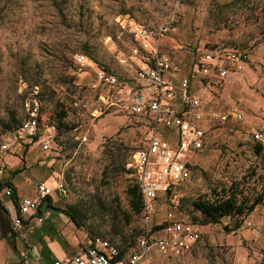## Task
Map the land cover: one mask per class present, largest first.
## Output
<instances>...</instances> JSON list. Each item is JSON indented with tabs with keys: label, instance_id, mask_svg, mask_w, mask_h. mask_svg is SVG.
<instances>
[{
	"label": "rangeland",
	"instance_id": "374dc122",
	"mask_svg": "<svg viewBox=\"0 0 264 264\" xmlns=\"http://www.w3.org/2000/svg\"><path fill=\"white\" fill-rule=\"evenodd\" d=\"M120 19L168 25L161 45L175 71V107L178 82L190 76L201 54L224 46L246 55L224 83L191 79L189 90L205 114L203 146L186 158L190 178L154 204L153 225L192 222L200 239L178 256L150 253L144 264H264V140L252 136L264 128V0H0V143L24 120L22 103L37 87L41 134L52 142L47 153L28 149L54 163L56 185L62 182L66 191L58 197L75 213L87 241L100 237L127 253L135 249L144 225L130 206L134 182L127 164L147 147L154 127L170 144L175 134L155 126L153 116L96 113L93 74H77L73 62L75 54H84L88 63L133 83L137 61L131 49L137 44L119 30ZM233 108L242 120L210 118ZM230 186L244 201L261 199L259 204L250 213L204 225L192 201Z\"/></svg>",
	"mask_w": 264,
	"mask_h": 264
},
{
	"label": "built area",
	"instance_id": "2783aa9c",
	"mask_svg": "<svg viewBox=\"0 0 264 264\" xmlns=\"http://www.w3.org/2000/svg\"><path fill=\"white\" fill-rule=\"evenodd\" d=\"M118 28L137 44L131 49L137 61L134 82L123 81L110 70L96 63H88V58L80 53L73 57L75 72L93 74L92 88L98 90L99 108L96 113L116 111L134 116H153L155 126L162 124L175 134V143L170 144L167 138L158 136L154 127L147 147L137 149L127 164L141 196L140 215L144 225L143 233L132 252L122 255L109 241L91 237L82 254L54 261L53 264H144L147 256L154 252L164 257L178 256L191 248L201 236L199 226L185 220L153 225L154 204L161 195L173 193L190 178L186 158L203 146L204 131L200 124L205 114L200 110L199 100L189 90L191 79L201 78L207 84L224 83L235 73L246 55L224 46L201 54L193 63L190 76L178 82L180 101L175 107L173 102L177 86L172 81L175 71L171 70L161 45V39L169 31L168 25L161 23L146 27L138 22L120 19ZM22 106L25 118L9 133L7 140L0 143V154H14L18 148L26 150L35 146L47 153L52 139L48 134H41L43 117L37 87L27 93ZM210 118L220 123L229 119L239 121L242 120V113L233 108L227 113H212ZM252 136L256 141H263L264 128L254 131ZM56 188L65 196L62 182ZM4 194L10 196L11 189L5 187ZM52 196V189L44 183H38L32 195L22 197L18 214L10 217L11 235L22 237L23 218L36 212L38 206ZM37 221L40 223L42 219ZM246 226L251 227V224L248 222ZM18 264H30L27 247L19 252Z\"/></svg>",
	"mask_w": 264,
	"mask_h": 264
},
{
	"label": "crops",
	"instance_id": "0c3cea01",
	"mask_svg": "<svg viewBox=\"0 0 264 264\" xmlns=\"http://www.w3.org/2000/svg\"><path fill=\"white\" fill-rule=\"evenodd\" d=\"M41 155L34 149L18 148L3 159L0 185L9 181L14 192L7 196L6 186L0 190V264H18V254L25 247L29 249L30 264H53L82 254L86 247V234L60 210L65 209L58 197L63 198L60 191L53 192L36 212L23 218L22 237L10 233V217L18 214L22 197L32 195L38 183L56 188L57 169Z\"/></svg>",
	"mask_w": 264,
	"mask_h": 264
},
{
	"label": "trees",
	"instance_id": "16d2710c",
	"mask_svg": "<svg viewBox=\"0 0 264 264\" xmlns=\"http://www.w3.org/2000/svg\"><path fill=\"white\" fill-rule=\"evenodd\" d=\"M18 125H16L14 128L9 129L8 132L10 133ZM258 148L260 149L261 147L258 146ZM3 186L9 187L11 189V192L12 193L14 192L13 186L9 181H6L5 183H3V185L1 184L0 190ZM128 195L130 198V206L132 210H134L136 214L141 213L142 200L135 184H133L128 189ZM260 200L261 199H258L252 203H248L247 201L243 200L240 191H237L235 187L233 188L230 186L228 188L222 187L218 191L213 190V192L210 194L209 197L204 196L193 200L192 205L197 211L203 214L205 218L203 224L206 225V224H216L220 221L221 218L226 216L228 217L235 215L241 216L243 214L250 213L254 210L255 206L259 204ZM60 210L67 217H69V219L75 224V226L82 227V225L78 222L75 213L72 210L69 209H63V210L60 209ZM239 227L240 225L239 223H237L234 226L233 230H237ZM119 250L122 255L127 253L126 249H119Z\"/></svg>",
	"mask_w": 264,
	"mask_h": 264
}]
</instances>
